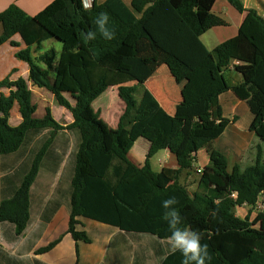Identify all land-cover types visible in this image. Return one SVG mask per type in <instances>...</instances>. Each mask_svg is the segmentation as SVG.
<instances>
[{"label":"trees","instance_id":"16d2710c","mask_svg":"<svg viewBox=\"0 0 264 264\" xmlns=\"http://www.w3.org/2000/svg\"><path fill=\"white\" fill-rule=\"evenodd\" d=\"M216 1L132 0L128 7L122 0H107L103 4L94 2L91 9L85 10L81 0H52L35 16H29L15 4L0 13V47L6 43L19 47L12 40L19 36L24 48L15 57L27 64L29 71L26 79L7 77L0 81V159L29 151L21 167L0 180V184L6 185L0 200V223L11 225L15 237H21L32 221L31 187L40 170L44 166L45 169L54 166L57 170L65 158L74 162L66 235L76 243V264H80L78 243H91L86 231L78 230L79 218L118 228L129 237L147 235L165 241L171 232L163 219L162 201L173 196L179 200L175 207L183 217L180 226L198 232L201 243L209 245L212 259L206 264H264V213L257 214L252 221L250 215L241 219L234 213L236 208L255 206L264 194V155L260 145L254 164L244 170L236 164L230 171L227 157L212 151L209 164L201 173L196 172L200 193L190 194L181 183L183 175L193 173L198 151L213 141V137L200 136L197 132L219 131L229 122L219 101V96L229 88L221 75L210 71L213 84L218 85L215 91L179 104L173 116L163 110L147 89L137 102L136 86L118 88L125 111L117 128H110L92 107L109 85L105 76L97 85L90 84L86 57L107 72L125 75L141 87L162 65L181 83L190 75V68L158 47L146 24L156 8L167 2L191 34L199 38L210 29L227 24L212 12ZM228 2L241 14L247 11L240 0ZM100 13L109 17V27L115 31L112 40L104 39L96 27ZM249 15L264 32V19L253 10ZM88 31L96 32V38L85 43L80 34ZM50 40L85 55L77 58L75 66L84 76L85 88L79 81L72 86L62 76L51 78L52 71L58 72L54 48L33 56V52L39 53L43 43ZM207 60L217 71L226 69L231 62L230 41L218 45L207 55ZM68 61L71 70V59ZM30 83L49 91L57 104L72 114L73 122L63 126L55 120L50 108H46L44 117L36 118L38 107L32 101ZM246 85H252L263 96L249 129L264 144V56L249 67L246 80L236 88ZM15 106L21 121L12 126L10 119ZM62 130L72 133L76 143L68 155H56L55 165V159L45 160V156L53 150L54 137ZM140 138L150 143L142 167L130 159V151ZM161 150H169L175 156L177 169L152 170L151 159ZM63 237L40 248L35 255L51 252ZM108 252L109 248L105 259ZM111 260L112 264H124L121 258L116 262ZM15 261L0 247V264H15ZM181 261L180 252H176L160 264H181ZM133 264H145V261L138 256Z\"/></svg>","mask_w":264,"mask_h":264},{"label":"crops","instance_id":"0c3cea01","mask_svg":"<svg viewBox=\"0 0 264 264\" xmlns=\"http://www.w3.org/2000/svg\"><path fill=\"white\" fill-rule=\"evenodd\" d=\"M106 1L94 0L96 4H103ZM240 1L247 10L243 14L232 7L228 0H217L212 12L227 24L226 26L214 27L199 38L191 34L167 2L159 5L146 24V28L158 47L178 57L188 65L191 70L190 75L181 83H177L168 67L162 65L145 83L144 87L138 86L137 82L131 78L121 77L111 93L112 99L115 98L114 93L119 99L117 110L112 111L109 108L110 106L105 107L106 105H103L105 109L103 115H101L104 117L102 120L110 128H117L120 117L125 111V104L118 96V88L120 86H136L137 91L134 98L137 102L141 100L144 89H147L163 110L173 116L179 104L192 102L215 91L218 85L213 84L209 76L210 71H215L218 75H221L225 82L224 85L229 88L219 96V101L223 109V115L229 122L219 131L197 132L200 136L213 137V141L198 151L194 171L190 177L198 169L202 170L209 164L210 154L214 150L227 157L229 167L237 164L241 170L254 164L258 145L262 147L264 154V144L249 129L263 102V96L252 85L236 88L237 85L246 80L249 67L264 56V32L249 15V11L253 10L264 19V0ZM122 2L130 7L132 0H122ZM51 3L52 0H0V13L4 12L10 5L15 4L29 16H35ZM250 38L254 39L253 42ZM12 40L18 43L19 47H13L10 43L0 47V81L7 77L11 80H17L20 77L26 79L28 77L27 64L15 57V54L23 49L24 45L21 43L19 36H14ZM226 41L231 43V62L226 69L217 71L215 66L208 62L207 55ZM51 48L57 51L55 66L58 72H61L63 68L68 69V59L71 57L69 53L80 54L77 51L67 50L63 44L58 45V42L53 40L43 43L41 52L44 53ZM80 55L85 57L84 54ZM236 62H239L240 66H235ZM94 64L86 57V69L88 71L91 72L92 69L96 70L99 67ZM108 91L109 86L96 101L106 95ZM2 92L8 93L7 91ZM137 94H139L138 99ZM98 113L102 114L101 109L98 110ZM241 118H246L247 123L241 124ZM228 127H232V132L227 137L225 132ZM60 132L67 133L68 131L62 130ZM59 141L60 143L53 144V150H50L45 156L47 160L50 158L55 159V165L57 164L56 155H68L76 143L68 136L60 138ZM139 145L142 146L137 152L139 156H133L132 151L136 150ZM34 147L37 148L38 145ZM149 149L150 143L146 139H138L130 151V159L138 167H142ZM52 151L55 154L51 153ZM28 155L29 151L4 158L3 162H0V180L6 176L9 177L10 174L12 175L21 167ZM155 161H157L160 168L158 172L164 168H178L177 160L169 150H161L151 159L152 170ZM73 171L74 164L69 160L63 161L57 170L54 166L40 170L36 181L31 187V194L34 196L32 204L33 218L21 237H15L11 225L0 223V247L8 255L16 258L15 264H37L36 261L43 264H76V243L70 235H66L69 223L67 204ZM5 186L4 182L0 184V200L2 188ZM50 215L52 217L48 221ZM79 221L78 230L86 231L91 240L90 244L78 243L80 264H112L111 259L116 262L119 258L123 259L124 264H133L138 256L145 261V264H160L171 253L166 240L160 241L147 235L129 237L112 226L86 218H79ZM85 224L86 229L84 228ZM62 235L64 236L62 241L51 252L39 256L35 255L37 250L46 247ZM94 237L100 247L96 250L86 248L88 245L89 247L92 246ZM108 248L106 262L105 256ZM108 256L110 257L109 261Z\"/></svg>","mask_w":264,"mask_h":264},{"label":"rangeland","instance_id":"374dc122","mask_svg":"<svg viewBox=\"0 0 264 264\" xmlns=\"http://www.w3.org/2000/svg\"><path fill=\"white\" fill-rule=\"evenodd\" d=\"M52 44V43H51ZM58 45H60V43H58ZM66 47V46H65ZM72 52H74L72 50ZM42 52L40 51L39 53H34L33 52V56L36 57L39 54H41ZM69 60L71 59V63L73 65L71 70H66L65 68L61 69V72H54L52 71L51 73V78L52 79H56L59 76H62L64 81L66 83H69L70 85L74 86L75 82L79 81L80 85L82 88H85L86 85V81H84V76L81 74V71L76 68V60L78 57H82V55L80 54H70L69 53ZM95 65V64H94ZM96 66V65H95ZM97 67V66H96ZM104 76H106V81L109 85V91L108 93H106V95H103L98 101L94 102L93 104V109L96 113H98V110L101 109V113L99 114L100 118H104L103 116V112L104 109L103 105L105 104V107H109L112 109V111L117 110L118 108V97H116V94L114 93V99L111 98V93L113 90V87L119 82V78L124 77V78H129L125 75H119V74H113V73H109L106 70L97 67L96 70H91L90 72V77H89V81L90 84L92 86L97 85V83L99 82V80L101 78H103ZM118 78V79H117ZM30 88L31 90H33V97H32V101L34 104L37 105V111L35 114L36 118H42L45 115V110L46 108H50L52 111V115L53 117L63 126H67L69 124L72 123L73 121V117L72 114L65 110L64 108L60 107L57 102L55 101L53 95L47 91L46 89H39L36 87H33L32 84L30 83ZM139 94L136 95L137 99ZM71 101L72 104H74V101L71 100L70 97H68ZM106 101V102H105ZM110 104V105H109ZM227 117V115H226ZM21 119L18 115V110H17V106H15V108L12 110V115H11V119H10V124L12 126H17L20 123ZM241 124H246L247 123V119L246 118H241L240 121ZM232 132V127H228L225 135L228 137L230 135V133ZM64 136H68L69 138H71L74 142H76V138L74 136H72V133L67 132H59L58 134L55 135L54 137V143H60L59 139L63 138ZM47 137H49V134H47ZM57 138V139H56ZM53 143V144H54ZM142 146H137L136 150L132 151V155L138 157V151ZM264 147V146H263ZM142 153H144V151H142ZM264 155V154H263ZM4 160V159H3ZM3 160L0 159V162H2ZM46 160V159H45ZM64 161H68V159L64 158ZM69 162H73L72 159L69 160ZM74 163V162H73ZM24 169V168H22ZM21 169V172L23 171ZM45 169V166H44ZM232 166L229 167V170L231 171ZM153 170L155 172H158L160 170L159 166L157 165V161H155L154 163V168ZM5 172V171H2ZM181 183L189 190L190 194H194V193H200L202 192V190L199 188V175L198 174H193L191 177L187 176V175H183L182 179H181ZM264 213V211H262ZM235 215L238 218L244 219L246 216L250 215V219L251 221L255 219V217L257 216V214H259V211H256L254 209H250L247 206H243L241 208H236L235 209ZM84 228L86 229V224L84 225ZM83 246V245H82ZM100 247V244H98L96 238H93V244L91 247H89V245L86 248H91V250L93 249H98ZM112 251V250H111Z\"/></svg>","mask_w":264,"mask_h":264},{"label":"clouds","instance_id":"9594fccd","mask_svg":"<svg viewBox=\"0 0 264 264\" xmlns=\"http://www.w3.org/2000/svg\"><path fill=\"white\" fill-rule=\"evenodd\" d=\"M82 7L89 10L93 6V0H81ZM100 35L106 40L115 38L114 29L109 27V17L106 13H100L95 20ZM82 40L87 43L96 38V32H82ZM179 200L176 197H169L162 201V208L165 209L163 219L168 223L171 235L166 237L170 252H180L181 264H206L212 259L209 252V245L201 243V235L188 227H181L183 217L177 207Z\"/></svg>","mask_w":264,"mask_h":264},{"label":"built area","instance_id":"2783aa9c","mask_svg":"<svg viewBox=\"0 0 264 264\" xmlns=\"http://www.w3.org/2000/svg\"><path fill=\"white\" fill-rule=\"evenodd\" d=\"M93 3H94V0H93ZM235 66H240V63L239 62H236L235 63ZM201 169H198L197 170V172L198 173H201ZM232 197L233 198H236V195L235 194H232ZM248 208H250V209H254V210H256V211H259L260 213L262 212V211H264V194H262L261 196H260V198H259V200L257 201V203L255 204V206H253V207H250V206H247Z\"/></svg>","mask_w":264,"mask_h":264}]
</instances>
